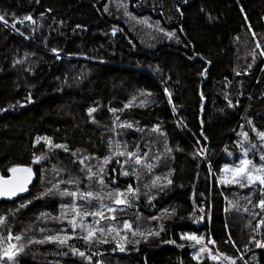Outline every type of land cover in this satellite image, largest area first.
<instances>
[{"label": "trees", "instance_id": "1", "mask_svg": "<svg viewBox=\"0 0 264 264\" xmlns=\"http://www.w3.org/2000/svg\"><path fill=\"white\" fill-rule=\"evenodd\" d=\"M125 4L131 17L125 15ZM0 14H5L8 22L5 25L0 21V109H6L0 112V174L7 176V169L16 164L31 165L34 172V182L26 196L0 202V214L7 216L13 235L23 233L21 242L27 245L26 254L18 257V264H84L78 256L58 254L68 251L67 247L59 249L54 243L28 244L30 238L42 239L62 228L71 232L66 221L36 219L42 211L58 215L59 204L70 203V197H33L58 180L77 176L83 180L79 158L107 155L109 138L127 142L128 150L138 144L140 152H147L148 161L156 165L151 173L141 167L139 180L135 176H119L120 165L115 163V157L108 165L109 177H117L116 183L109 187L124 189L131 184L141 193L135 207L116 213L120 226L128 219L135 227L139 213L142 227H156L163 222L166 231L139 245H127L123 253L113 252L114 244L93 247L92 251L103 253L94 259H101L104 264H196L191 259L193 249L179 239L182 232H195L203 234L205 242L211 236L217 242L215 248L227 255L243 254L249 260L255 253L260 264H264V249L252 244L248 245L250 250L244 248L253 236L264 240V226L253 231L260 216L253 219L250 215L259 213L253 207L258 193H253L249 204L243 197L250 188L216 185L223 164L241 158L238 143L248 147L250 141L257 146L248 154L257 164L259 152L264 151L252 126L246 123L251 118L256 129L264 131V56L259 55L264 51V0H0ZM26 15H31L35 23H16L19 31L13 30L14 20H22ZM113 28L117 29L115 35ZM160 28L164 31H159ZM170 31L179 37V43L165 35ZM257 42L261 48H256ZM52 48L59 50L60 59H56ZM205 69L206 75H199ZM165 88L171 94L172 104ZM132 97H135L132 105L115 115L121 121L133 122V128L116 127L115 132L111 131L114 114L108 109H122ZM228 100L234 107H228ZM90 107L96 109L91 117L87 112ZM155 125L166 134L172 153L164 149L165 136L151 132ZM201 131L207 140L200 136ZM243 132L248 133V141L237 135ZM37 136L66 144L69 151L49 152L44 141L33 147ZM197 140L200 144H196ZM204 146V156L194 159L190 155ZM177 147L181 150L177 151ZM72 152H76L75 157ZM34 153H47L49 158L32 164ZM155 156L160 159L153 160ZM85 164L94 165L96 161L87 160ZM111 168L117 172H111ZM170 168L174 169L173 184L165 190L166 194L151 189L156 197L152 201L155 207L149 206L143 195L149 189L144 185ZM125 169L130 170L128 165ZM86 183H81V190H89ZM64 187L75 190L73 185H60L61 190ZM90 190L97 191V185L93 183ZM23 200L32 203L19 209ZM193 201L197 206L195 212ZM231 202H237L239 207H233ZM96 206L93 201L92 207ZM170 206L177 210L175 218L148 219ZM200 207L205 209L204 213H200ZM16 209L19 210L9 214V210ZM200 215L204 219L194 223L193 219ZM180 216L184 219L180 220ZM92 219L85 218L88 222ZM41 227L51 231L41 233ZM0 235L6 237L7 229L0 228ZM229 235L232 241L225 243ZM168 239L184 243L185 247L161 242ZM69 243L81 250L87 248L82 240ZM201 264L215 262L205 260ZM237 264L243 261L238 260Z\"/></svg>", "mask_w": 264, "mask_h": 264}, {"label": "snow or ice", "instance_id": "2", "mask_svg": "<svg viewBox=\"0 0 264 264\" xmlns=\"http://www.w3.org/2000/svg\"><path fill=\"white\" fill-rule=\"evenodd\" d=\"M39 2V0H37ZM186 2V0H185ZM125 7V15L131 17V13L127 12V5ZM108 10V6L105 5V11ZM179 11V8H177ZM14 15V14H13ZM43 15V14H41ZM0 21H3L5 25L8 24L7 20H5V14H0ZM24 21H29L34 24L35 21L31 15H26L22 20H14L11 27L15 31H19L15 28L16 23H23ZM143 22H147V18H144ZM159 22H157L158 24ZM151 26V25H149ZM249 30H251V26H249ZM117 29L113 28V35L116 34ZM159 31L163 32L164 29L160 28ZM183 31V29H181ZM23 35V33H20ZM165 35L169 39L175 38L177 43H179V37L175 35L174 31L166 32ZM256 34L253 33V38L255 39ZM27 39V37H25ZM187 46V45H186ZM262 45L260 42L256 43V48H261ZM52 53L56 55V59H60L59 50L56 48L51 49ZM260 56H264V51L259 53ZM253 63L255 62L256 53L253 51L252 53ZM191 58V57H190ZM203 59V57H201ZM103 62V61H101ZM16 63H20V61H16ZM206 63H210L207 62ZM249 68L252 67L251 64L248 65ZM207 69L201 71L199 75L205 76ZM239 75V73H237ZM165 93L168 94V102L172 104L171 94L168 93V89H164ZM149 95H151L149 93ZM225 99L227 100V94H225ZM135 97H132L128 103H125L122 109L117 108H109L108 111L113 113V128L111 131L115 132L116 127L120 128H133V122H129L127 120L121 121L120 117L115 115L117 112H123L124 109H128L131 105ZM201 100V111H203V101L204 95L200 94ZM28 102H31V95L28 97ZM19 103V102H17ZM239 103V101H237ZM144 102L141 101L140 106H143ZM23 106V105H21ZM9 107H12L11 105ZM228 107H234L231 100H228ZM95 108H88L87 112L91 117V114L95 111ZM6 111V109H0V112ZM176 111L175 106H173V112ZM95 122V121H93ZM203 121H201V124ZM246 123L252 126V131L256 134V137L261 142V147H264V131H259L256 129L255 125H253V121L251 118L247 119ZM243 127V125H241ZM139 132H143V128L136 129ZM151 132L158 133L159 135L165 136L164 149L167 153H172L173 149L167 144V136L164 132L160 130L159 125H155L152 127ZM238 136H242L245 141H248V133H237ZM200 136L203 137L204 140H207V136L204 135V132L201 131ZM40 141H44L45 147L48 148L49 152L53 149H63L65 152L69 151L68 146L63 143H53L51 137L48 136H37L33 143V147L36 144L40 143ZM115 143V147H113ZM196 144H200V141L197 140ZM238 147L241 148L242 155L238 162L235 163H225L219 169L220 175L216 177V185H237L239 188H250L251 191L249 194L243 199L248 201L249 204H252L253 193H258L259 199L253 205L254 208H259L260 213L252 212L250 215L255 219L257 215L260 216V219L256 220L255 227L253 231L261 229L264 226V151L259 152V161L260 163H254L252 159L248 158V154L250 150L256 149V145L249 141V146L244 147L243 144L238 143ZM128 144L124 141H113L112 138L108 140V148L109 153L103 157H96L95 155L83 156L79 158V163L82 165L80 171L84 173L83 180L81 177H70L68 180H58L56 183L52 184L51 188L45 189L42 193L39 194L38 197H33V199H38L44 196H52L59 195L61 198L70 197V203L61 202L59 204L60 212L58 215L53 216L48 212H40L36 217L37 220L51 218L52 220L63 222L66 221L67 225L70 226L71 232L69 233L66 229L62 228L60 231L55 232L52 235H44L42 239L30 238L28 240V244H45V243H54L57 248L63 249L67 247L68 251H60L58 254L60 256H68L69 253L73 257H79L84 264H104L101 259H94V257H100L103 255L99 250L92 251L93 247L99 249L100 245L103 244H114L115 247L112 248V251L115 252L119 250V252L123 253L127 250V245H139L142 241L147 242L149 238H158L161 236L162 232L166 231V226L163 222L158 223L156 227H147L144 228L141 226L142 217L139 213L136 214L135 219V227L133 226V222H130L128 219H124L122 221V227L120 226V221L117 219V212H123L126 208L135 207V202L139 200L141 195L140 189L138 187H133L131 184L127 186V188H113L109 187V184H115L117 177L112 176L109 177V168L108 165L113 161L115 157V163L120 165L119 176H135L137 180L140 179V171L139 169L142 167L146 169L148 173H151L153 168L156 166L155 164L148 161V153L140 152V147L138 144L134 146L133 150H128ZM123 149V150H122ZM180 151L179 147L176 149ZM77 152L79 151L76 150ZM206 152V146L201 147L197 152L191 153L195 159L196 156H204ZM73 157L76 156V152H72ZM231 155V153H229ZM124 159L121 160L120 158ZM48 154L41 153L40 155H36L35 153L32 156V164H39L42 161L47 160ZM153 160L158 161L160 156L152 157ZM87 160H95L96 164H85ZM125 165L129 166L130 170L125 169ZM43 169H41V180L43 181ZM111 172L116 173V168H111ZM174 169H169L167 173L163 175H155L153 176L150 184H145L144 187L149 189L148 192L143 193L147 198V203L151 207H155L152 204V201L156 198L151 189H156L157 192H165L168 186L173 184V180L171 179L173 175ZM212 169L209 167V172L211 173ZM7 172L10 175L4 176L0 175V198H6L11 200L13 197H17L21 193H25L29 191V185L33 181V168L31 165H20L16 164L7 169ZM83 181H87L85 184V188L89 190H81L80 185ZM95 183L97 185L98 190L92 191L91 186ZM61 184H69L75 187V190H69L68 187H64L62 190L60 188ZM166 194V192H165ZM201 196L204 194L201 193ZM81 201L82 203H77V201ZM93 201L96 203V207H92ZM108 201V203H105ZM32 203V200H23L19 204V209L26 208L29 204ZM232 206L238 208L239 205L237 202H231ZM123 206V207H118ZM196 203L193 201V212L196 210ZM16 210H9V214ZM200 213H204L205 209L203 207L199 208ZM227 211V209H225ZM245 212H248V208H244ZM160 215L158 216H150L149 220L152 221H163L165 219H173L177 216V210L174 206H170L169 208H161L159 210ZM107 213V215H106ZM192 213L189 214V218H192ZM91 216L93 219L91 222L85 220L86 217ZM180 220H183L184 217L180 216ZM204 216H196L193 219V222H198L203 220ZM103 221V223H101ZM251 221H249V225ZM227 227V225H225ZM0 228L7 229V236L0 235V264H18V257L21 254H26V247L23 240V233H19L13 235L11 228L7 224V216L4 214H0ZM79 230V231H77ZM41 233L46 231H51L50 229H46L41 227L39 229ZM130 233V237H129ZM180 241L188 242V247L192 248L191 259L196 261V264H201L202 261H212L215 264H237L238 260L243 261V264H260L259 260L256 257V254L249 258V260H245L243 254L238 257L227 255L224 252H221L219 249L215 248L216 241L208 236L207 242H205V236L203 234L197 235L195 232H182L179 234ZM15 240L16 243L12 241ZM72 240H82L85 245H87L86 250H81L76 247L75 244L69 243ZM232 241L231 235L228 236V239L225 243ZM162 243L165 244H173L176 247L184 248V243H177L174 239L162 240ZM252 244L255 248L264 249V240L255 239V237H251L248 241V244L244 245L245 250H250L248 245ZM208 245H213L210 248ZM232 246L235 248V242H232ZM138 250V249H137ZM239 251V249H237ZM182 264V262H181Z\"/></svg>", "mask_w": 264, "mask_h": 264}, {"label": "water", "instance_id": "3", "mask_svg": "<svg viewBox=\"0 0 264 264\" xmlns=\"http://www.w3.org/2000/svg\"><path fill=\"white\" fill-rule=\"evenodd\" d=\"M0 175H1V174H0ZM8 175H10V173H9ZM33 182H34V176H33V181H32V183L29 185V189H30L31 186L33 185ZM28 192H29V191H28ZM28 192L21 193V194H19L17 197H13L11 200H8V199H6V198H0V202H12V201H14V200H16V199H20V198L26 196V195L28 194Z\"/></svg>", "mask_w": 264, "mask_h": 264}, {"label": "rangeland", "instance_id": "4", "mask_svg": "<svg viewBox=\"0 0 264 264\" xmlns=\"http://www.w3.org/2000/svg\"><path fill=\"white\" fill-rule=\"evenodd\" d=\"M257 210H258V212L260 213V210H259V208H257Z\"/></svg>", "mask_w": 264, "mask_h": 264}, {"label": "built area", "instance_id": "5", "mask_svg": "<svg viewBox=\"0 0 264 264\" xmlns=\"http://www.w3.org/2000/svg\"><path fill=\"white\" fill-rule=\"evenodd\" d=\"M260 210V209H259Z\"/></svg>", "mask_w": 264, "mask_h": 264}]
</instances>
